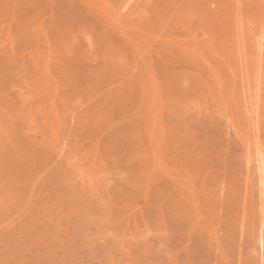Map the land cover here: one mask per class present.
<instances>
[{
	"label": "rangeland",
	"instance_id": "1",
	"mask_svg": "<svg viewBox=\"0 0 264 264\" xmlns=\"http://www.w3.org/2000/svg\"><path fill=\"white\" fill-rule=\"evenodd\" d=\"M256 2L0 0V264H262Z\"/></svg>",
	"mask_w": 264,
	"mask_h": 264
},
{
	"label": "bare ground",
	"instance_id": "2",
	"mask_svg": "<svg viewBox=\"0 0 264 264\" xmlns=\"http://www.w3.org/2000/svg\"><path fill=\"white\" fill-rule=\"evenodd\" d=\"M237 1V3L239 2L240 4L241 3H246V4H249L250 2H255V1H257L258 2V4H260V3H263L264 4V0H236ZM249 2V3H248ZM257 2H256V4H257ZM260 2V3H259ZM251 4V3H250ZM262 4V5H263ZM128 5V2L127 3H125L124 5H123V7L125 8L126 6ZM253 5V4H252ZM259 6H261V4L259 5ZM123 8V9H124ZM117 12V11H116ZM115 13V12H114ZM118 13V12H117ZM102 14V16H103V18L105 19V20H107L109 23H111V24H113V25H115V26H117V24H115V22H113L107 15H105V14H103V13H101ZM46 27V26H45ZM119 29H121V30H125L124 28H122V27H120ZM48 31V30H47ZM127 32H126V34H131L133 37H134V40L136 41V42H138L139 41V37H140V33L139 32H137V31H128V30H126ZM43 33H44V31H43ZM49 33L47 32V34L46 35H48ZM50 35V34H49ZM51 37V36H50ZM259 42V41H258ZM139 43V42H138ZM262 46V43H259V45H258V47L259 46ZM252 65V64H251ZM255 68V67H254ZM246 79L248 78V79H250V81H249V83H253V82H255L256 81V79H254L255 77H253V79L251 78L252 76H251V74L249 73V66H246ZM262 69V67H261V65H257V67H256V73H257V76H259L260 77V79H262L261 78V75H262V73L260 72V70ZM251 76V77H250ZM256 76V75H255ZM245 78V77H244ZM253 80H255V81H253ZM257 82V81H256ZM255 82V83H256ZM250 86H252V85H248V88L250 87ZM251 88V87H250ZM250 90V89H249ZM251 91V93H249V95H252V90H250ZM222 92V91H221ZM247 92V91H246ZM254 92V91H253ZM248 94V93H247ZM248 95V96H249ZM253 96H254V94H253ZM250 97V96H249ZM255 97V99H256V95L254 96ZM251 98H253V97H251ZM254 99V101H256ZM231 100L232 101H230L229 103H228V100H227V103L228 104H231V105H233L232 103L234 102L233 101V96H232V98H231ZM252 100V99H251ZM248 97H247V102H249V101H251ZM254 101H252V102H249V105H250V103H252V105L251 106H254V105H256V102H255V104L253 105V103H254ZM258 103H260L259 102V100H258ZM257 103V104H258ZM247 107V106H246ZM255 109H256V107H255ZM249 110V109H248ZM250 110H252L251 112L253 113L254 112V109H250ZM250 112V111H249ZM250 112V113H251ZM256 112V111H255ZM254 112V113H255ZM254 113H253V115H254ZM252 118H253V116L252 115H250ZM255 116V115H254ZM249 117V116H248ZM256 118V117H255ZM254 118V119H255ZM253 120V119H252ZM247 121H248V123H247V126L246 127H243V128H240V129H242L243 131H244V135L246 136V138L249 140V148H251V149H249V150H251L249 153V161L250 162H254V163H256V168H257V170L260 172V173H263L264 172V140L262 139V137H261V135L259 134V132H257V129H256V126H255V123H253V122H251V120H250V118H248L247 119ZM255 122H257V121H255ZM261 122V121H260ZM253 150V151H252ZM160 157V156H159ZM161 159V158H160ZM255 165V164H254ZM261 176H263L262 174H261ZM262 178V177H261ZM262 180V179H261ZM263 181V180H262ZM263 185V186H262ZM261 187H262V189H261V193H262V197L261 198H264V184H262L261 183ZM263 202H264V200H262ZM262 227H264V222L261 224V227L260 228H262ZM259 246H260V243H259ZM260 252H261V256H262V264H264V250H262L261 249V247H260Z\"/></svg>",
	"mask_w": 264,
	"mask_h": 264
},
{
	"label": "snow or ice",
	"instance_id": "3",
	"mask_svg": "<svg viewBox=\"0 0 264 264\" xmlns=\"http://www.w3.org/2000/svg\"><path fill=\"white\" fill-rule=\"evenodd\" d=\"M240 243H241V245H243V243H244L243 239H241ZM259 243H260L261 249L264 250V227H262L261 230H260V240H259ZM240 264H250V262H245V261L241 260L240 261Z\"/></svg>",
	"mask_w": 264,
	"mask_h": 264
}]
</instances>
